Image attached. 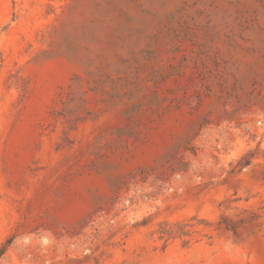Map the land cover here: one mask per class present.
<instances>
[{"label":"rangeland","instance_id":"1","mask_svg":"<svg viewBox=\"0 0 264 264\" xmlns=\"http://www.w3.org/2000/svg\"><path fill=\"white\" fill-rule=\"evenodd\" d=\"M0 264H264V0H0Z\"/></svg>","mask_w":264,"mask_h":264},{"label":"trees","instance_id":"2","mask_svg":"<svg viewBox=\"0 0 264 264\" xmlns=\"http://www.w3.org/2000/svg\"><path fill=\"white\" fill-rule=\"evenodd\" d=\"M3 253H4V249L2 247H0V258L3 255Z\"/></svg>","mask_w":264,"mask_h":264}]
</instances>
